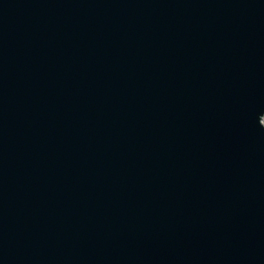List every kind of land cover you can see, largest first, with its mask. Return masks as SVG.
I'll return each instance as SVG.
<instances>
[{
  "label": "water",
  "instance_id": "obj_1",
  "mask_svg": "<svg viewBox=\"0 0 264 264\" xmlns=\"http://www.w3.org/2000/svg\"><path fill=\"white\" fill-rule=\"evenodd\" d=\"M264 0H0V264H264Z\"/></svg>",
  "mask_w": 264,
  "mask_h": 264
},
{
  "label": "built area",
  "instance_id": "obj_2",
  "mask_svg": "<svg viewBox=\"0 0 264 264\" xmlns=\"http://www.w3.org/2000/svg\"><path fill=\"white\" fill-rule=\"evenodd\" d=\"M261 121H262V123L264 122V116L262 117V120H261ZM263 124H264V123H263Z\"/></svg>",
  "mask_w": 264,
  "mask_h": 264
},
{
  "label": "rangeland",
  "instance_id": "obj_3",
  "mask_svg": "<svg viewBox=\"0 0 264 264\" xmlns=\"http://www.w3.org/2000/svg\"><path fill=\"white\" fill-rule=\"evenodd\" d=\"M264 123V122H263Z\"/></svg>",
  "mask_w": 264,
  "mask_h": 264
}]
</instances>
